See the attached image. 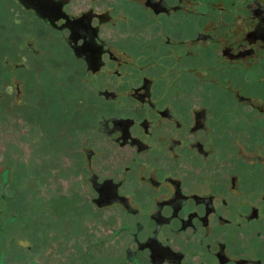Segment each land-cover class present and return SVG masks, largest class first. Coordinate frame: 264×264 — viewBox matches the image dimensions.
Here are the masks:
<instances>
[{"label": "flooded vegetation", "instance_id": "obj_1", "mask_svg": "<svg viewBox=\"0 0 264 264\" xmlns=\"http://www.w3.org/2000/svg\"><path fill=\"white\" fill-rule=\"evenodd\" d=\"M234 1L0 0V116L113 216L89 264H264V82L211 43ZM9 181L0 264H79L74 233L19 243Z\"/></svg>", "mask_w": 264, "mask_h": 264}, {"label": "rangeland", "instance_id": "obj_2", "mask_svg": "<svg viewBox=\"0 0 264 264\" xmlns=\"http://www.w3.org/2000/svg\"><path fill=\"white\" fill-rule=\"evenodd\" d=\"M48 73L51 78L49 87L53 88L57 84L58 72L50 69ZM3 118L0 116V174L10 178L6 192L13 194L12 212L17 215L15 228L19 243L28 244L25 243L24 231L27 227L32 228V257L40 260L48 250V261L57 262L59 254L65 258L68 256L65 252H71L74 233V238H77V245L74 243L78 249L75 251L78 253L77 261L79 264H89L86 256L89 244L104 237L102 228L109 221L113 222V216L108 220L107 211L94 209L82 193L75 198L71 195V190L66 187L69 183L63 180V170L50 159L54 148L41 144L43 140L38 125L32 124L33 128L27 133L23 129L12 128ZM48 136L51 140L50 133ZM43 155L47 156L46 160ZM27 178L30 179L28 182L25 181ZM41 200L46 201L44 213H38L32 207L33 203L36 207ZM63 243L64 247L65 244L69 247L60 248Z\"/></svg>", "mask_w": 264, "mask_h": 264}, {"label": "water", "instance_id": "obj_3", "mask_svg": "<svg viewBox=\"0 0 264 264\" xmlns=\"http://www.w3.org/2000/svg\"><path fill=\"white\" fill-rule=\"evenodd\" d=\"M211 43L264 82V0H235Z\"/></svg>", "mask_w": 264, "mask_h": 264}]
</instances>
